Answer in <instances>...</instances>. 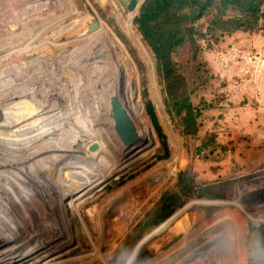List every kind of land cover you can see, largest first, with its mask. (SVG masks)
Listing matches in <instances>:
<instances>
[{
	"label": "rangeland",
	"instance_id": "rangeland-1",
	"mask_svg": "<svg viewBox=\"0 0 264 264\" xmlns=\"http://www.w3.org/2000/svg\"><path fill=\"white\" fill-rule=\"evenodd\" d=\"M112 1L124 18L132 13L117 0ZM58 4L60 5L59 0L56 2L55 0H0V89H3V92L0 91V126L5 127H0V135H2L0 137L3 138V130L17 128L11 126L17 121L3 119L5 103L8 105L12 101L13 104L17 102L16 110L19 111L24 105V110L30 109L31 112L30 107L40 106L39 103L47 98V95L49 103L56 99L51 103L52 105L58 103V96L70 100L72 92L77 89L76 86L81 87L83 99L89 95V98L91 97L89 79L95 77L93 72L91 73L90 65L94 61L103 60L101 59L103 54L99 53L100 56H96L98 47L91 43L86 44L83 38L87 36L91 22L102 19L116 33L134 61L138 72L140 101L145 112V102L148 100L153 102L159 122L167 136L170 151L166 159L160 160L157 157L158 154H163L164 150L147 115L156 141L153 145L148 144L151 148L144 156L127 169L115 173L109 181L92 192L90 197L79 205L80 210L84 212L89 207L103 203L102 230L100 231L87 215L84 216L87 227L83 226L79 214L76 213L78 233L75 251L88 250L92 247L89 234L92 233L91 237L94 241L101 238L102 234V254L106 261L98 259L87 264H132L137 261L145 240L161 232L163 227L160 225L148 229L145 223L151 218L162 196L177 189L179 175L186 172L193 176L198 186L229 180L233 183L232 197L226 199L231 200L220 209L193 207L190 209L192 224L184 217L185 211L179 212L178 214H181L172 229L176 233H158L159 235L148 243L144 260L138 264L158 262L165 258L172 248L177 247L182 239L191 234L201 231L206 233L209 228L213 235L226 230L232 232L235 225L233 215H238L242 221L238 223L237 229L239 262L249 264L245 250L246 220L252 218L264 223V214L261 213L264 212V193H257L261 190L259 183L264 181V32L237 31L224 36L212 47L201 42L202 48L197 53V58H194L188 50H181L176 55L178 62L180 61V69L187 77L188 92L194 104L202 108L199 132L194 136H187L176 127L165 110L155 76L153 53L144 44L133 24L134 17L132 29L144 52L125 32L113 12L112 3L108 0H72L74 11H70L71 3L68 0L65 5H60L61 7ZM86 55H89L88 58ZM15 74H19L18 79L15 78ZM113 77L114 74L105 72L98 78V89H103V86L107 85L102 84V81L106 82V79L109 81ZM29 79L34 83L29 82ZM28 82L33 86L39 83L38 86L43 85L36 93L37 100L30 96L27 98L31 88L33 89L31 84V88L29 87ZM118 83V88L122 90L121 86L124 87V82L122 85L120 76ZM55 84L58 86L54 87ZM3 86L6 88L15 86L21 98L16 93L14 97H5L3 100ZM21 88L24 91L26 88L27 93ZM54 91L57 92L55 95L52 93ZM63 91L65 93L62 95ZM121 92L123 93V90ZM19 99L23 100H21L23 104ZM31 99L36 105H28L30 104L28 101L32 102ZM160 108L169 128L162 122ZM6 122L12 123L11 125L8 123L9 128ZM171 132L176 143L170 139ZM173 168L174 174L171 173ZM240 196L243 198L244 220L236 210L226 208ZM197 198L192 199L197 200ZM31 199L35 207V216L40 219L43 205L37 197ZM151 229L153 230L150 231ZM178 234L182 235L180 241L171 249L163 251V246ZM207 237H211V240H200L214 246L216 241L212 234H208ZM186 251L188 248L184 249V252ZM195 256L198 257L196 253ZM235 257L237 258V251ZM201 259V262L197 261L196 264H216L217 258L201 257ZM237 261L238 259L235 264Z\"/></svg>",
	"mask_w": 264,
	"mask_h": 264
},
{
	"label": "bare ground",
	"instance_id": "bare-ground-1",
	"mask_svg": "<svg viewBox=\"0 0 264 264\" xmlns=\"http://www.w3.org/2000/svg\"><path fill=\"white\" fill-rule=\"evenodd\" d=\"M66 1L59 0L60 5H65ZM108 1L112 3L113 12L125 32L144 52L132 29L133 17L136 16L138 7L143 0H139L136 7L130 10L132 13H129L127 18L122 16L112 0ZM68 2L71 3V11L73 10L72 0H68ZM83 39L86 44L91 43L98 47L96 56H100L99 53L103 54L101 56L103 60L94 61L90 65L91 73L93 72L95 77L89 79V83H91L89 90L92 92L90 98L89 95L83 99L80 92L81 87L76 86L77 89L74 93L72 92L70 100L58 96V103L52 105L51 103L56 99L53 98L54 101L49 103L47 95V98H41L42 102L39 103L41 105L37 106L32 99H38L36 93L43 85L38 86L40 85L38 82L39 84L33 86L30 83L32 89L29 82L33 81L29 79L28 84L31 90L27 98L30 96L32 98L30 101L33 103L28 101L30 103L28 105H36L30 107L32 111L24 110V105L19 111L16 110L15 103L17 102L13 104V101L8 105L5 103L6 106L3 105V119L17 121L19 124L15 122L11 125L8 122L17 128L3 130V138L0 137V264H87L98 259L106 261L102 254V234L101 238L96 241L92 239V233L89 234L92 247L88 250L75 251L78 233L75 221L76 213L79 214L83 226L87 227V221L84 218L87 215L99 230H102L103 203L89 207L84 212L80 210L79 205L90 197L92 192L109 181L115 173L127 169L144 156L151 148L148 144L152 143L153 145L156 141L151 123L140 101L138 72L124 44L102 19H99L98 29L87 32V36ZM86 56L88 58L89 55ZM96 56L94 57L96 58ZM105 72L112 73L114 77H117L111 79L112 75L109 81H107L108 77H105L108 83L102 81V84L107 85L99 90L97 87L98 78L102 77ZM17 75L19 74H15V78L18 79ZM20 75L22 74L20 73ZM119 76L122 85L124 82V87L121 86L123 93L118 88ZM47 78L49 77L47 76ZM28 84L25 85L28 86ZM57 86L55 84L54 87ZM7 87L9 88L3 86V100L5 97H14L16 93L18 95V89L15 86ZM58 88L60 89V87ZM0 91L3 92V89ZM52 93L55 95L57 92ZM63 93L65 91L62 92V95ZM113 95L121 99L139 133V140L132 146L125 145L114 129V121L110 115V99ZM20 101L18 102L20 103ZM161 115L164 126L169 128L162 110ZM169 136L171 141L176 143L172 132ZM94 142L98 143L99 148L91 151L89 146ZM174 172L173 168L171 173L174 174ZM259 185L261 190H258L257 193H264V181ZM35 197L43 205V214L40 219L38 218L39 220L35 216V207L31 202V198ZM226 208L236 210L241 214L243 220L245 219L242 196L234 199ZM182 211L184 208L180 209L177 214ZM260 215L262 214L260 213ZM233 217L235 225L232 232L226 230L218 235H213L209 228L206 233L201 231L182 239L177 247L172 248L170 252L176 248L181 249L177 253L179 257L185 253L184 249L188 248L187 252L191 255L185 253L186 258L184 255L181 258L177 257L178 264H183L185 260L189 264H196L197 261L201 262V257L205 259L217 258L216 264H235L238 259L237 264H240L237 229L238 223L242 221L238 215H233ZM250 221L255 224L263 223V221L252 218ZM208 234H212L215 238L214 246L201 241L203 239L211 240V237H207ZM236 251L237 258L235 257ZM195 253L198 257L195 256ZM163 259L154 264H163L165 261ZM142 264H147V262Z\"/></svg>",
	"mask_w": 264,
	"mask_h": 264
},
{
	"label": "trees",
	"instance_id": "trees-1",
	"mask_svg": "<svg viewBox=\"0 0 264 264\" xmlns=\"http://www.w3.org/2000/svg\"><path fill=\"white\" fill-rule=\"evenodd\" d=\"M133 24L153 53L157 85L169 118L184 135L194 136L200 130L202 108L194 104L188 92L187 77L176 55L188 50L197 58L201 42L212 47L237 31L264 32V0H144ZM145 109L164 150L157 157L166 159L170 153L167 136L153 102L146 101ZM232 187L229 180L198 186L191 174L182 172L177 189L162 196L145 226H158L195 197L201 198L200 203L223 199L221 203L226 204L231 200L226 198L232 197Z\"/></svg>",
	"mask_w": 264,
	"mask_h": 264
},
{
	"label": "water",
	"instance_id": "water-1",
	"mask_svg": "<svg viewBox=\"0 0 264 264\" xmlns=\"http://www.w3.org/2000/svg\"><path fill=\"white\" fill-rule=\"evenodd\" d=\"M117 1L123 7H126L128 10H132L136 7L139 0H117ZM143 2L144 0L140 3L138 7V11ZM98 27H99V20H94L91 22L88 31L93 32L96 29H98ZM110 115L114 121V129L117 135L119 136V138L121 139V141L127 146L134 145L139 140V133L127 108L124 106L121 99L116 95H113L110 99ZM98 148L99 145L96 142L92 143L89 146V149L91 151H95ZM197 200L200 201L201 198H197ZM205 200L209 201V203H200L196 201V199L190 200L154 228H157L160 225H162L163 226L162 230L161 232L158 233H163V232L168 234L176 233L172 229L174 224L176 223L178 216L181 214V213L177 214V212L180 209L184 208L185 211L184 217H186L189 221H191L192 224L193 219L191 218L190 209H192L193 207L202 206V207H211V208L220 209L223 208L221 206L225 205L224 203H221V201H224L223 199H205ZM261 213L264 214V212ZM245 225L247 227L246 229L247 235L245 239V250H246L247 261L249 262V264H264V223L255 224L250 220H246ZM153 229H151L150 231H152ZM158 233L154 234L152 237H149L147 240H145V242L143 243L140 249V254L138 256L137 261L132 262V264H138L139 262L144 260L148 243L153 238L157 237V235H159ZM181 238L182 236L180 234L173 237L168 243H166L163 246V251H166L171 247H173L175 244H177L180 241Z\"/></svg>",
	"mask_w": 264,
	"mask_h": 264
},
{
	"label": "crops",
	"instance_id": "crops-1",
	"mask_svg": "<svg viewBox=\"0 0 264 264\" xmlns=\"http://www.w3.org/2000/svg\"><path fill=\"white\" fill-rule=\"evenodd\" d=\"M176 245V244H175ZM174 245V246H175ZM172 248V247H171ZM170 248V249H171ZM169 250V249H168ZM178 250L179 249H176V250H173V251H171L169 254H167L166 256H165V264H178V258H181L183 255L185 256V253L187 252H185L184 254H182L181 256H177V252H178ZM167 251V250H166ZM178 257V258H177ZM184 258H186V256L184 257ZM163 259V258H162ZM162 259H160V260H162ZM163 259V260H164ZM183 264H189V262H187V260H185V262L183 263Z\"/></svg>",
	"mask_w": 264,
	"mask_h": 264
},
{
	"label": "built area",
	"instance_id": "built-area-1",
	"mask_svg": "<svg viewBox=\"0 0 264 264\" xmlns=\"http://www.w3.org/2000/svg\"><path fill=\"white\" fill-rule=\"evenodd\" d=\"M38 1V0H37Z\"/></svg>",
	"mask_w": 264,
	"mask_h": 264
}]
</instances>
